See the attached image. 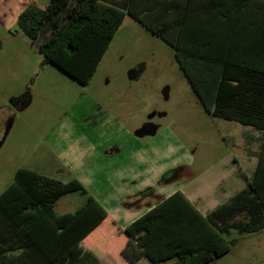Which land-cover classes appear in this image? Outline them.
I'll list each match as a JSON object with an SVG mask.
<instances>
[{
    "label": "rangeland",
    "instance_id": "374dc122",
    "mask_svg": "<svg viewBox=\"0 0 264 264\" xmlns=\"http://www.w3.org/2000/svg\"><path fill=\"white\" fill-rule=\"evenodd\" d=\"M12 1L0 0V193L18 168L62 182L77 179L108 214L92 251L96 263L134 264L125 258L126 236L117 229L142 214L135 208L145 210L162 198L153 196L145 204L147 190H180L198 208L210 210L246 186L253 170L247 148L255 151L258 143H250L246 131L259 133L212 116L166 39L126 13L92 78L82 85L41 63L42 38L31 42L18 30L7 13ZM105 113L111 123L101 129L102 137L94 129ZM147 122L158 126L157 134L134 135ZM113 147H123L127 155L118 157ZM84 201V195L71 192L55 210L73 211ZM232 236L233 248L207 264H264V230L241 235L233 230ZM138 259L135 264H153Z\"/></svg>",
    "mask_w": 264,
    "mask_h": 264
},
{
    "label": "trees",
    "instance_id": "16d2710c",
    "mask_svg": "<svg viewBox=\"0 0 264 264\" xmlns=\"http://www.w3.org/2000/svg\"><path fill=\"white\" fill-rule=\"evenodd\" d=\"M126 13L174 48L212 116L262 134L252 178L228 202L202 216L175 191L120 230L131 263L145 255L156 264H207L233 248V230L241 235L264 229V0H125L121 7L101 0H49L44 7L27 5L15 24L34 42L48 22L49 36L38 47L41 63L84 85ZM71 192L85 201L73 211L56 212L55 204ZM242 211L248 221H231ZM107 217L77 179L62 182L18 168L0 193V264H97L92 251Z\"/></svg>",
    "mask_w": 264,
    "mask_h": 264
},
{
    "label": "crops",
    "instance_id": "0c3cea01",
    "mask_svg": "<svg viewBox=\"0 0 264 264\" xmlns=\"http://www.w3.org/2000/svg\"><path fill=\"white\" fill-rule=\"evenodd\" d=\"M102 2H104V3H106V4H110V5H113V6H116V7H121V6H119V5H117V4H115L116 2L114 1V0H101ZM125 2V0H121V3H124ZM29 4H34V5H36V6H38V7H44L42 4H38L37 3V1L36 0H13L11 3H9L8 5L9 6H7V13H8V17H11V18H13L14 17V20H16V18H17V15L27 6V5H29ZM126 15V14H125ZM13 20V21H14ZM125 20V16H124V19H123V21ZM123 21H122V23H123ZM121 23V24H122ZM120 24V25H121ZM120 27V26H119ZM118 27V28H119ZM116 32H117V30H116ZM115 32V33H116ZM49 33H50V26H49V24H48V22H44L43 23V25L41 26V29H40V31H39V34H38V37H37V39L36 40H38V39H40V38H42V40H41V42H43L48 36H49ZM35 40V41H36ZM40 42V43H41ZM100 123V124H99ZM111 123V120H110V117L108 116V113H105L103 116H101L100 117V119H99V121H98V123H97V126H96V128H98V129H94V131L96 132L97 130H99V132H100V134H101V136L103 137V135H102V130L101 129H103V128H106L107 127V125H109ZM98 124H99V126H98ZM244 126V125H243ZM246 127H249L250 128V130L252 129H254V128H252L251 126H246ZM246 130H248V129H246ZM255 131H257L258 133H259V136H256V137H254L249 131L247 132L246 131V136L248 137V140H250L249 142L251 143L252 141H254V140H257V150H255V151H252V149H250L249 151H248V148H247V152H249L251 155H249V154H246L247 155V157H248V160H249V164H252V167H251V170H252V173H251V176H250V178H249V180H247V184H246V186L245 187H242L240 190H242V189H245V188H247V186H248V182L251 180V178H252V175H253V172H254V169H255V167H256V165H257V163H258V154H259V151H260V145H261V143H262V134H261V132L260 131H258V130H256V129H254ZM98 132V133H99ZM122 149H123V147H122ZM122 149L118 152L119 153V155H118V157H120L121 155H127V154H125V152L123 153L122 152ZM250 157H253V159H251ZM113 159H116V157H114ZM113 161V160H112ZM240 190H238V191H240ZM175 191H179V192H181L186 198H187V200L194 206V208L202 215V216H207L211 211H213L214 209H216L217 207H219L221 204H223V203H225V202H228V200L236 193V192H238V191H236L235 193H233V194H231L224 202H222V203H220V204H217V205H215V207H213V208H211L210 210H208L207 208H204V207H200V208H198L196 205H197V202H196V204L195 203H193L189 198H188V196H186L182 191H180V190H175ZM174 191V192H175ZM174 192H172V193H174ZM157 196H159V195H162V198H165V197H167V196H169V195H171L172 193H167V194H165V193H156V192H154ZM161 198V199H162ZM160 199V200H161ZM154 205V204H153ZM152 205V206H153ZM152 206H150V207H148L147 209H145V210H143L142 208H135L136 210H140V211H142V214H144L149 208H151ZM142 214H140L139 216H137L136 217V219L138 218V217H140ZM240 217V218H239ZM135 220V219H134ZM134 220H132V221H134ZM234 220H241V221H248L249 220V214L246 212V211H242V212H240L238 215H236L235 217H233L232 219H231V221H234ZM105 221V220H104ZM104 221L98 226V230L101 232V226L103 225V223H104ZM131 221V222H132ZM130 223V222H129ZM128 223V224H129ZM128 224H119L118 226V230L120 231H122L123 230V228L126 226V225H128ZM262 230H264V229H261V230H259V231H256V232H253V233H259V232H261ZM244 234V233H243ZM248 234V233H247ZM146 257L145 255H142V257ZM146 259L147 260H149L151 263H153V264H156V263H154V262H152L149 258H147L146 257ZM139 260V259H138ZM138 260L137 261H135L134 262V264L135 263H137L138 262ZM160 264V263H159Z\"/></svg>",
    "mask_w": 264,
    "mask_h": 264
},
{
    "label": "flooded vegetation",
    "instance_id": "af4514ba",
    "mask_svg": "<svg viewBox=\"0 0 264 264\" xmlns=\"http://www.w3.org/2000/svg\"><path fill=\"white\" fill-rule=\"evenodd\" d=\"M103 116V115H102ZM100 119V118H99ZM98 119V120H99ZM98 123V122H97ZM9 126H10V123H8V125H7V128H6V130H5V132H4V136L6 135V133H7V131H8V128H9ZM143 127H145V131L146 130H148V131H152V128H155V133L154 134H152V135H147V136H149V137H153V136H155L156 134H157V132H158V126H155V125H153L152 123H150V122H147V124L145 125V126H143ZM151 129V130H150ZM136 132V131H135ZM133 135V134H132ZM134 135H135V133H134ZM115 144H113L112 146H114ZM112 148V147H111ZM122 149V148H121ZM121 149H117L116 147H113V151H116V152H119ZM108 152V151H107ZM110 152V151H109ZM108 152V153H109ZM153 196L154 197H156L157 195L154 193V191L153 190H147V193L145 194V195H143L142 196V198H145V199H147V197H148V199L147 200H145V204H149L150 202H148L149 200H152L151 198H153Z\"/></svg>",
    "mask_w": 264,
    "mask_h": 264
},
{
    "label": "water",
    "instance_id": "95a60500",
    "mask_svg": "<svg viewBox=\"0 0 264 264\" xmlns=\"http://www.w3.org/2000/svg\"><path fill=\"white\" fill-rule=\"evenodd\" d=\"M144 129H145V127H142L140 129L136 130L135 135L140 137L143 135H152L155 133V128H152V131H148V130L145 131Z\"/></svg>",
    "mask_w": 264,
    "mask_h": 264
}]
</instances>
